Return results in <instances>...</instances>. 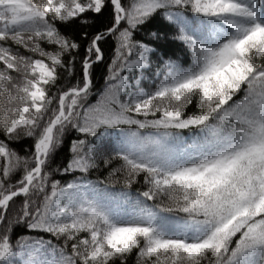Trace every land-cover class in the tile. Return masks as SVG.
Masks as SVG:
<instances>
[{
    "label": "snow or ice",
    "instance_id": "snow-or-ice-1",
    "mask_svg": "<svg viewBox=\"0 0 264 264\" xmlns=\"http://www.w3.org/2000/svg\"><path fill=\"white\" fill-rule=\"evenodd\" d=\"M0 264H264V0H0Z\"/></svg>",
    "mask_w": 264,
    "mask_h": 264
}]
</instances>
